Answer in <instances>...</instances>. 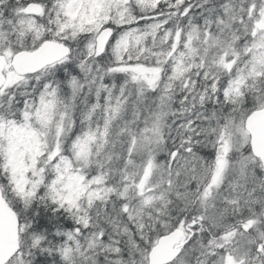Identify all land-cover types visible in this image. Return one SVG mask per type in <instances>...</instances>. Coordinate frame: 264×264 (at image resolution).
Listing matches in <instances>:
<instances>
[{"label":"snow or ice","instance_id":"obj_1","mask_svg":"<svg viewBox=\"0 0 264 264\" xmlns=\"http://www.w3.org/2000/svg\"><path fill=\"white\" fill-rule=\"evenodd\" d=\"M0 264H264V0H0Z\"/></svg>","mask_w":264,"mask_h":264}]
</instances>
